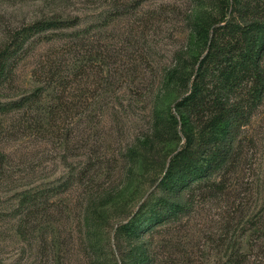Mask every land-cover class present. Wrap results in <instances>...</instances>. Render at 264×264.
I'll return each mask as SVG.
<instances>
[{
  "label": "rangeland",
  "instance_id": "1",
  "mask_svg": "<svg viewBox=\"0 0 264 264\" xmlns=\"http://www.w3.org/2000/svg\"><path fill=\"white\" fill-rule=\"evenodd\" d=\"M122 2L0 0V42L7 29L54 14L77 15L84 27ZM226 3L129 1L109 40L134 70L82 60L90 74L78 94L91 103L81 99L86 107L66 129L48 124L49 96L25 117L0 115V264H140L141 248L148 264H264V101L242 129L234 163L188 192L177 217L139 237L123 227L144 221L162 194L164 165L184 143L173 122L186 90L177 73H192L204 54L202 30L224 13L231 18ZM33 67L32 59L20 63L16 88L2 100L35 86ZM23 122L32 128L20 130Z\"/></svg>",
  "mask_w": 264,
  "mask_h": 264
},
{
  "label": "trees",
  "instance_id": "2",
  "mask_svg": "<svg viewBox=\"0 0 264 264\" xmlns=\"http://www.w3.org/2000/svg\"><path fill=\"white\" fill-rule=\"evenodd\" d=\"M129 1L134 0H124L116 9L107 10L101 20L84 27H78L77 15L54 14L7 29L0 42V115L16 112L25 117L44 96H49L46 120L57 130L64 129V124H72L81 116L83 110L79 107L91 103L88 96L78 94L82 81L90 74L82 60L94 63L97 59H114L120 71L134 70V64L121 60L122 52L115 50L109 40L111 22L120 12L123 15L130 10ZM220 2L223 9L228 8L226 0ZM231 8L230 19L224 13L202 30L205 51L195 59L192 73L179 68L177 74L186 90L174 105L179 119L173 122L175 127L180 124L184 143L164 165L159 180L162 194L149 216L135 228L123 225L131 235L139 237V232L177 217L186 208L184 196L188 192L203 188L213 175L231 167L242 129L264 101V13H253L264 11V0H231ZM235 13L238 20L233 17ZM250 13L253 16L249 20L246 17ZM201 35L194 30L193 37L202 40ZM26 59L34 62L31 77L35 86L2 100L16 88L17 68ZM21 125L22 131L32 128L29 123ZM43 193L26 194L21 203L31 204L37 194ZM139 256L140 264H148L142 248Z\"/></svg>",
  "mask_w": 264,
  "mask_h": 264
}]
</instances>
